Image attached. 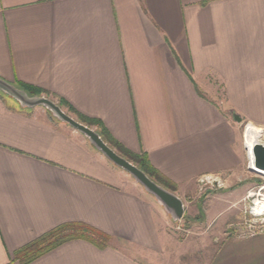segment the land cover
Returning <instances> with one entry per match:
<instances>
[{"label": "crops", "instance_id": "1", "mask_svg": "<svg viewBox=\"0 0 264 264\" xmlns=\"http://www.w3.org/2000/svg\"><path fill=\"white\" fill-rule=\"evenodd\" d=\"M0 77L99 120L183 198L242 166L243 123L264 129V0H0ZM169 216L78 130L0 91V264H264V232L186 244ZM73 222L108 241L15 257Z\"/></svg>", "mask_w": 264, "mask_h": 264}, {"label": "rangeland", "instance_id": "2", "mask_svg": "<svg viewBox=\"0 0 264 264\" xmlns=\"http://www.w3.org/2000/svg\"><path fill=\"white\" fill-rule=\"evenodd\" d=\"M50 98L58 101L57 98ZM63 109L78 119L77 115L68 108ZM246 126L247 123L241 126L245 150L242 166L233 174L218 176L217 181L201 183L199 178L194 192L189 188L187 196L183 198L180 196L186 206L183 218L174 222L169 216L171 234L178 236L186 244L195 243L198 239L203 241L205 236H212L213 240L220 242L228 236L258 232L264 228L263 217L251 213L253 201L264 198V172L250 165L249 128L246 129ZM252 128L259 135L258 141L264 143V129ZM116 168L125 178L136 182L130 174ZM242 185L244 187L240 188L237 193L232 192Z\"/></svg>", "mask_w": 264, "mask_h": 264}, {"label": "water", "instance_id": "3", "mask_svg": "<svg viewBox=\"0 0 264 264\" xmlns=\"http://www.w3.org/2000/svg\"><path fill=\"white\" fill-rule=\"evenodd\" d=\"M0 91L18 101L22 107H44L53 117L78 130L108 161L130 174L138 184L154 196L174 222L180 221L183 218L186 206L184 200L179 195L156 182L135 163L120 155L102 138L95 128L68 114L55 100L45 95H30L26 90L18 88L1 77ZM237 120L241 122V118H237ZM253 157V165L264 171V143L256 142L253 147ZM250 169L252 168L250 167Z\"/></svg>", "mask_w": 264, "mask_h": 264}, {"label": "trees", "instance_id": "4", "mask_svg": "<svg viewBox=\"0 0 264 264\" xmlns=\"http://www.w3.org/2000/svg\"><path fill=\"white\" fill-rule=\"evenodd\" d=\"M15 85L20 89L26 90L30 95H45L47 97H51L48 92H45L42 89L33 88L23 83H16ZM57 100H58L57 103L62 108L66 107L68 108L69 111L75 113L79 121L87 124L90 127H94L96 131L102 136V138L112 148H114L120 155L135 163L139 168L145 171L152 179H154L156 182L169 189L167 186H165L163 183L159 181V173L155 170V168H153L146 155H137L125 149L120 143H118L108 135L106 129L99 120L78 113L63 99H57ZM78 237L89 239L97 243L98 245L105 244L109 239V236L87 224L74 223V222L66 223L57 226L56 228L48 231L39 238L33 240L26 246L20 248L15 253V257L21 263H28L34 260L35 258L39 257L40 255H42L46 251L58 246L59 244L67 240Z\"/></svg>", "mask_w": 264, "mask_h": 264}, {"label": "built area", "instance_id": "5", "mask_svg": "<svg viewBox=\"0 0 264 264\" xmlns=\"http://www.w3.org/2000/svg\"><path fill=\"white\" fill-rule=\"evenodd\" d=\"M250 127H255L250 123H247L246 129ZM218 176L214 175H205L200 178L201 183H205L206 181L211 182V181H217ZM253 207L251 208V213L257 216H262V220L264 221V198L256 199L253 201ZM264 232V228H261L260 231L258 232H253V233H248V234H241V236H254L258 233Z\"/></svg>", "mask_w": 264, "mask_h": 264}, {"label": "bare ground", "instance_id": "6", "mask_svg": "<svg viewBox=\"0 0 264 264\" xmlns=\"http://www.w3.org/2000/svg\"><path fill=\"white\" fill-rule=\"evenodd\" d=\"M258 133L255 129H253L252 127L249 128V141H248V154H249V159H250V165L252 168L254 169H258L257 167H255L253 165V147L256 144V142H258ZM260 171H262L261 169H258ZM264 172V171H263Z\"/></svg>", "mask_w": 264, "mask_h": 264}]
</instances>
